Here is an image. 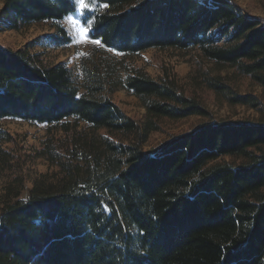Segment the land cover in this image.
Returning <instances> with one entry per match:
<instances>
[{
	"label": "trees",
	"instance_id": "16d2710c",
	"mask_svg": "<svg viewBox=\"0 0 264 264\" xmlns=\"http://www.w3.org/2000/svg\"><path fill=\"white\" fill-rule=\"evenodd\" d=\"M4 2L13 28L58 23L77 9L75 0ZM94 3L84 20L103 45L197 46L217 69L234 68L264 91V23L231 0ZM106 78L81 93L63 62L0 47V119L71 132L45 144L57 173L36 180L26 199H0V264H264V120L205 122L152 152L142 145L164 119L207 116L203 86L230 104L262 108L260 98L236 92L227 75L204 71L188 93L175 77L136 70L120 86L146 108L139 122L97 95ZM222 155L244 161H216Z\"/></svg>",
	"mask_w": 264,
	"mask_h": 264
},
{
	"label": "rangeland",
	"instance_id": "374dc122",
	"mask_svg": "<svg viewBox=\"0 0 264 264\" xmlns=\"http://www.w3.org/2000/svg\"><path fill=\"white\" fill-rule=\"evenodd\" d=\"M75 1L76 11L58 23H21L13 28V15L5 9L4 0H0V47L28 50L44 64L63 62L71 69L73 81L81 93L86 91L85 84L94 77L100 75L102 79L103 75H107L109 78L105 79L97 95L111 99L125 114L139 122L145 120L146 108L136 95L120 86V79L136 70H144L156 79L165 75L175 77L188 93L204 71L212 75H227L236 92L254 94L262 102V108L230 104L203 86L199 92L209 114L191 115L178 120L164 119L161 130L150 132L143 139L145 150L152 152L170 137L205 122L264 120V91L249 77L236 73L234 68L217 69L214 62L206 59L197 46L186 49L152 47L136 53H125L103 45L100 40L99 44L94 43L98 39L90 37L91 24L84 20L85 12L95 8L94 0H84L86 7L81 6L80 0ZM231 2L234 8L247 16L258 17L264 23V0ZM58 26L65 29V34H60ZM69 120L71 125L76 124L74 118ZM77 124L78 130L86 125L85 122ZM69 134L71 132L67 134L61 123L49 124L17 117L0 119V199H15V195L26 199L36 180L57 173L59 167L47 158L44 147L48 140L60 141ZM216 161L239 165L244 160L222 155Z\"/></svg>",
	"mask_w": 264,
	"mask_h": 264
},
{
	"label": "snow or ice",
	"instance_id": "6c2138e0",
	"mask_svg": "<svg viewBox=\"0 0 264 264\" xmlns=\"http://www.w3.org/2000/svg\"><path fill=\"white\" fill-rule=\"evenodd\" d=\"M80 3H81V6H82V7H86V5L84 4V0H80ZM73 23H75V21H73ZM94 43L99 44L100 41H99V40H95Z\"/></svg>",
	"mask_w": 264,
	"mask_h": 264
}]
</instances>
